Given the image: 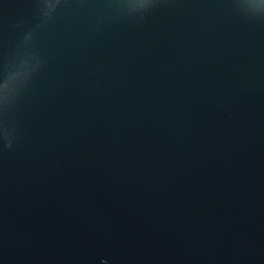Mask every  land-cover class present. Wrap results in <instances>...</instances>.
Segmentation results:
<instances>
[{
    "label": "water",
    "instance_id": "1",
    "mask_svg": "<svg viewBox=\"0 0 264 264\" xmlns=\"http://www.w3.org/2000/svg\"><path fill=\"white\" fill-rule=\"evenodd\" d=\"M0 264H264V0H0Z\"/></svg>",
    "mask_w": 264,
    "mask_h": 264
}]
</instances>
